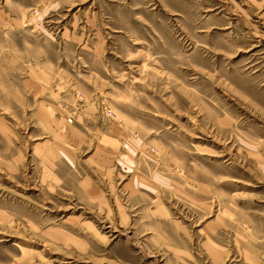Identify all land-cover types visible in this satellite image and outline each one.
Instances as JSON below:
<instances>
[{
  "label": "rangeland",
  "instance_id": "obj_1",
  "mask_svg": "<svg viewBox=\"0 0 264 264\" xmlns=\"http://www.w3.org/2000/svg\"><path fill=\"white\" fill-rule=\"evenodd\" d=\"M0 264H264V0H0Z\"/></svg>",
  "mask_w": 264,
  "mask_h": 264
}]
</instances>
